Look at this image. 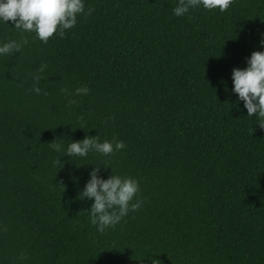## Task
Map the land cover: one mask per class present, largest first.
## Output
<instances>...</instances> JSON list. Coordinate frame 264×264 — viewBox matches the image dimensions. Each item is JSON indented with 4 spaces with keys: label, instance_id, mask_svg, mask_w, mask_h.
<instances>
[{
    "label": "trees",
    "instance_id": "obj_1",
    "mask_svg": "<svg viewBox=\"0 0 264 264\" xmlns=\"http://www.w3.org/2000/svg\"><path fill=\"white\" fill-rule=\"evenodd\" d=\"M83 2L47 44L0 21V46L29 41L0 55V264H264V129L232 79L264 52V0L181 17L178 0ZM97 136L126 147L66 156ZM95 167L144 199L103 233L79 199Z\"/></svg>",
    "mask_w": 264,
    "mask_h": 264
},
{
    "label": "clouds",
    "instance_id": "obj_2",
    "mask_svg": "<svg viewBox=\"0 0 264 264\" xmlns=\"http://www.w3.org/2000/svg\"><path fill=\"white\" fill-rule=\"evenodd\" d=\"M233 0H178L173 13L177 17L184 16L190 9H195L201 5L211 11L218 9L225 12L229 9ZM94 11L89 7L85 12L83 0H0V21L5 24L12 21L15 29L22 32L35 33L42 43L47 44L54 35H59L60 39L65 38L66 30L72 29L77 24L79 15L90 16ZM27 38L20 41H10L0 46V55H8L19 52L28 44ZM264 46V41L261 42ZM248 67L244 70L233 69L232 79L234 82V92L239 99L244 102L248 117L254 114L260 119V128L264 129V52H253L247 60ZM47 68L42 64L37 73L32 77L34 83L29 90L40 95L42 89L39 87L42 77L40 73ZM68 96L88 95L90 89L87 86L79 87L74 93H70L67 88L62 89ZM47 95V92L43 93ZM76 100L69 99L68 104H76ZM83 121V117L80 118ZM107 122V121H106ZM83 127V123H82ZM54 151H61L60 141L48 144ZM123 141L116 137L113 141L100 142L99 136L86 137L80 142H71L67 147L66 156L86 157L89 152L94 151L104 156H110L115 152L125 149ZM61 163L60 160L56 161ZM100 168L95 167L90 173V179L85 185L79 199L87 198L94 200L90 210L91 224L97 227L100 233L108 228H115L129 212L138 211L144 204V199L139 198V181L130 177L112 175L107 180L98 176ZM135 201V202H133ZM6 230V229H5ZM20 260L27 259L26 254L19 256ZM152 264H161L160 260H152Z\"/></svg>",
    "mask_w": 264,
    "mask_h": 264
}]
</instances>
